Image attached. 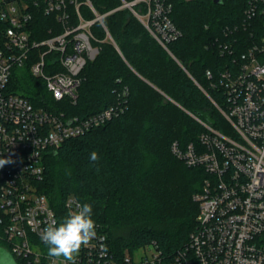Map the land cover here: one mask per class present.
Listing matches in <instances>:
<instances>
[{"label": "built area", "instance_id": "2783aa9c", "mask_svg": "<svg viewBox=\"0 0 264 264\" xmlns=\"http://www.w3.org/2000/svg\"><path fill=\"white\" fill-rule=\"evenodd\" d=\"M138 2L146 5L144 13L132 8ZM82 5L94 13L92 19L82 16ZM122 6L131 8L166 50L182 34L170 19L171 4L164 0H123ZM41 9L54 14L60 31L37 40L32 37L29 2L0 0V157L14 161L0 168V242L19 264H51L40 233L59 218L38 189L45 153L124 110L119 103L86 116H68L9 89L15 67L27 65L53 100L75 101L81 71L99 51L92 44L91 25L103 24L104 14L90 0H43ZM241 16L223 28L225 35H235L232 39H216L228 62L211 83L219 90L221 105L210 100L228 131L190 113L204 127L198 142L181 147L175 140L170 146L186 165L206 173L193 195L199 205L195 229L169 258L155 242L142 246L153 247L149 254L119 258L110 251L102 224L94 220L96 237L81 249L76 264H264V0H245ZM206 76L212 78L210 69ZM78 205L82 203L75 196L65 200L67 213Z\"/></svg>", "mask_w": 264, "mask_h": 264}, {"label": "trees", "instance_id": "16d2710c", "mask_svg": "<svg viewBox=\"0 0 264 264\" xmlns=\"http://www.w3.org/2000/svg\"><path fill=\"white\" fill-rule=\"evenodd\" d=\"M27 1L34 39L60 31L54 14L42 11L43 0ZM90 2L104 14L103 24L91 25L92 44L99 51L81 71L75 101L53 100L27 65L25 71L13 70L8 87L36 105L59 108L68 116H86L119 103L124 110L49 149L38 189L47 196L59 222L68 214V196L90 204L92 217L102 224L116 257L155 242L161 255L169 258L196 227L199 205L193 195L206 176L202 167L177 158L170 146L175 140L181 147L198 142L204 127L190 113L215 128L227 127L210 100L221 105L219 90L211 83L228 62L218 52L216 39L226 42L235 36L225 35L223 28L241 20L245 0H164L171 4L170 19L182 33L167 44L168 50L131 8L122 6L123 0ZM132 8L146 11L143 2ZM80 11L85 18L94 17L85 5ZM93 151L99 156L96 161L89 159Z\"/></svg>", "mask_w": 264, "mask_h": 264}, {"label": "clouds", "instance_id": "9594fccd", "mask_svg": "<svg viewBox=\"0 0 264 264\" xmlns=\"http://www.w3.org/2000/svg\"><path fill=\"white\" fill-rule=\"evenodd\" d=\"M89 159H99L98 153H90ZM14 161L0 157V168ZM92 206L88 203L78 205L62 221L49 223L40 233L41 241L47 246V256L51 264H76L81 249L96 237V224L92 217ZM0 264H16L11 254L5 252Z\"/></svg>", "mask_w": 264, "mask_h": 264}, {"label": "rangeland", "instance_id": "374dc122", "mask_svg": "<svg viewBox=\"0 0 264 264\" xmlns=\"http://www.w3.org/2000/svg\"><path fill=\"white\" fill-rule=\"evenodd\" d=\"M15 69H16V67H15ZM24 69H25L24 67H18V68L16 69V71H17V72H22V71H25ZM36 79H38V78H36ZM38 80H40V79H38ZM40 81H41V80H40ZM42 82H43V81H42ZM43 83H44V82H43ZM18 93H21V92H18ZM219 129H221L222 131H225V132L228 131V130H227V127H225V128H224V127H219ZM5 252L11 254V253L5 248L4 245L0 244V259H2V258L4 257V253H5ZM151 252H153V247H152V246L142 247V248H139V249H137V250L135 251L134 257L136 258V257H139L140 255H142V254H144V253L149 254V253H151ZM11 256L15 259L16 264H19L18 259H17L13 254H11Z\"/></svg>", "mask_w": 264, "mask_h": 264}, {"label": "water", "instance_id": "95a60500", "mask_svg": "<svg viewBox=\"0 0 264 264\" xmlns=\"http://www.w3.org/2000/svg\"><path fill=\"white\" fill-rule=\"evenodd\" d=\"M214 3H221V0H212Z\"/></svg>", "mask_w": 264, "mask_h": 264}]
</instances>
